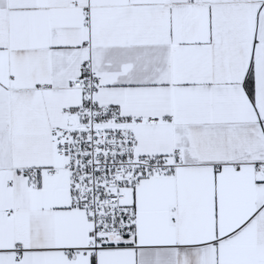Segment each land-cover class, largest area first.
Here are the masks:
<instances>
[{
    "label": "snow or ice",
    "instance_id": "obj_1",
    "mask_svg": "<svg viewBox=\"0 0 264 264\" xmlns=\"http://www.w3.org/2000/svg\"><path fill=\"white\" fill-rule=\"evenodd\" d=\"M0 264H264V0H0Z\"/></svg>",
    "mask_w": 264,
    "mask_h": 264
}]
</instances>
